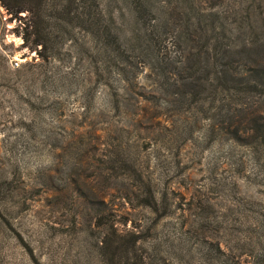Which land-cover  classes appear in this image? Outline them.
Here are the masks:
<instances>
[{
	"label": "rangeland",
	"instance_id": "obj_1",
	"mask_svg": "<svg viewBox=\"0 0 264 264\" xmlns=\"http://www.w3.org/2000/svg\"><path fill=\"white\" fill-rule=\"evenodd\" d=\"M96 1L43 55L0 4V264H264V100L177 85L264 0Z\"/></svg>",
	"mask_w": 264,
	"mask_h": 264
},
{
	"label": "trees",
	"instance_id": "obj_2",
	"mask_svg": "<svg viewBox=\"0 0 264 264\" xmlns=\"http://www.w3.org/2000/svg\"><path fill=\"white\" fill-rule=\"evenodd\" d=\"M134 1L138 3V0ZM0 4L11 13V17L19 20L24 43L39 55L52 48L55 24L63 30L62 25L66 26L80 16L91 23V28L100 36V20L92 11L93 4L97 5L96 0H0ZM250 11L251 5H247L246 13L249 15ZM255 24L254 30L243 40L235 38V35L224 38L199 34V42L197 40L196 44L190 45L187 63L183 67L188 72L187 81L184 84L173 83L180 89L187 87L190 93L195 94L205 92L210 86L211 91L228 83L227 86L235 91L258 93L264 100V15H259ZM238 57L245 59L243 67L239 69L235 64ZM212 72L214 77L204 74ZM163 78L168 80L165 73ZM254 128L257 132L254 137L264 146V123L256 120Z\"/></svg>",
	"mask_w": 264,
	"mask_h": 264
}]
</instances>
